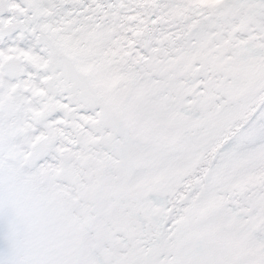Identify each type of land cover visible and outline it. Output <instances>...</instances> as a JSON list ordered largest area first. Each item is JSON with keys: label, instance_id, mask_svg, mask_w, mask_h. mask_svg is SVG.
<instances>
[{"label": "snow or ice", "instance_id": "1", "mask_svg": "<svg viewBox=\"0 0 264 264\" xmlns=\"http://www.w3.org/2000/svg\"><path fill=\"white\" fill-rule=\"evenodd\" d=\"M0 264H264V0H0Z\"/></svg>", "mask_w": 264, "mask_h": 264}]
</instances>
